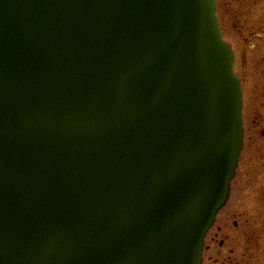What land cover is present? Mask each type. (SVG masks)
Wrapping results in <instances>:
<instances>
[{
    "label": "water",
    "instance_id": "1",
    "mask_svg": "<svg viewBox=\"0 0 264 264\" xmlns=\"http://www.w3.org/2000/svg\"><path fill=\"white\" fill-rule=\"evenodd\" d=\"M232 58L214 0H0V264H200Z\"/></svg>",
    "mask_w": 264,
    "mask_h": 264
},
{
    "label": "rangeland",
    "instance_id": "2",
    "mask_svg": "<svg viewBox=\"0 0 264 264\" xmlns=\"http://www.w3.org/2000/svg\"><path fill=\"white\" fill-rule=\"evenodd\" d=\"M214 4L241 81L243 145L230 197L207 233L201 264H264V0Z\"/></svg>",
    "mask_w": 264,
    "mask_h": 264
},
{
    "label": "flooded vegetation",
    "instance_id": "3",
    "mask_svg": "<svg viewBox=\"0 0 264 264\" xmlns=\"http://www.w3.org/2000/svg\"><path fill=\"white\" fill-rule=\"evenodd\" d=\"M219 229H220V227H219ZM221 244H222V241H221Z\"/></svg>",
    "mask_w": 264,
    "mask_h": 264
}]
</instances>
